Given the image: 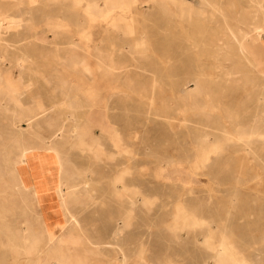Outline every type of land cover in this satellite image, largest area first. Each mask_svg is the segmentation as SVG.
<instances>
[{
	"label": "rangeland",
	"instance_id": "374dc122",
	"mask_svg": "<svg viewBox=\"0 0 264 264\" xmlns=\"http://www.w3.org/2000/svg\"><path fill=\"white\" fill-rule=\"evenodd\" d=\"M145 1L0 0L3 37L39 47L43 73L66 83L34 75L29 90L0 53L1 83L18 86L0 87V264H264L263 20L217 60L193 24L207 6L188 21L193 0ZM239 1L218 0L226 13ZM71 39L89 51H72L75 72L51 45ZM60 87L82 122L47 103ZM22 155L40 176L25 177Z\"/></svg>",
	"mask_w": 264,
	"mask_h": 264
},
{
	"label": "bare ground",
	"instance_id": "6f19581e",
	"mask_svg": "<svg viewBox=\"0 0 264 264\" xmlns=\"http://www.w3.org/2000/svg\"><path fill=\"white\" fill-rule=\"evenodd\" d=\"M125 1L127 3L129 2L128 5H127V8H126L127 11H130V7H131V4H132L133 1L134 2H137L140 5H143V4H147L148 3V1H145V0H131V1L130 0H125ZM181 1L184 2V1H187V0H181ZM88 2H89V5H91L92 2H93V0H88ZM231 2L228 3L229 4L228 7H227L228 13H226V10L223 8V6L220 5V3L218 2V0H193V3L191 2L192 5L189 8V15H188V19L187 20L188 21H191L193 19V17H194V12H196V11L204 12L205 7L207 6V9H208L207 11H209L208 13L211 14V16H209V17L204 16L203 19H202L203 22H201L199 24L196 23L193 20V24H195L196 28L198 26L200 29L203 30V32H201L202 33L201 36H202V40H203L202 43H201V50L204 51L205 53L211 52V53L215 54L214 55V58H216L217 60H220V58H221L224 61H227L228 59H230V57H231L232 54L234 55V52H236V49L237 50L240 49L238 47L236 48L235 46H232V44L233 43H236V45H238L237 43L240 42L239 40L241 38H246L247 39L249 37V35H251V33L255 30L254 27H255V24L257 23L256 18H258L260 16L262 18L263 24H264V0H240L237 5L235 3H231ZM6 5H8V4H6ZM6 5H4V4H2L0 2V10H1V6L2 7H5ZM180 5H181V3H180ZM14 6H16V5H14ZM11 8H13V7H11ZM89 8H90V6H89ZM182 9H185V8H182ZM127 13H124V15L127 14ZM10 19H11V16L8 14V12L1 13V11H0V53L2 54L1 55L2 56V58H1L2 64L8 63L10 65V67H11L12 70H18L19 73L23 75V77L22 76H19L18 78L21 79L20 81H22L23 84L28 89L31 86H36V85H38L40 83L38 80H32V77L34 75L35 76L37 75L38 77H40V81H42V83L46 87H50L52 85V83H55V86H58V85L59 86H64L66 83L64 85L58 84L56 81L50 80L48 77H46V75L42 71V67L39 64L38 59H36L34 57L32 58L31 54L36 55V53L38 52V48L39 47H37L36 45H33V46H27L26 44L20 45V43H22V42H19L18 41V38H14L12 40H7V39H5L3 37L4 36L3 35V28L5 26L6 21H8ZM181 19H183L182 16H181ZM185 20H186V18H185ZM230 21L233 23V26L229 25L230 24L229 23ZM259 21H261V20H259ZM211 22L212 23L214 22L213 24H214L215 28L214 29H210V31L209 30H206L205 29V25H210ZM115 29H116V27H115ZM36 41H37V43H41L42 45H45V47H44L45 49L47 48L46 46L49 45V43H45L44 38H41L40 40H36ZM187 41L189 42V40H187ZM51 45L54 46L52 48L54 50V53H55L54 54L55 55L54 58L57 60V63H62V65H66L67 66V69H70L73 72H75L76 69L78 68L77 67L78 64L75 63V60H78L80 58L78 56H76V55H73L72 54V51L73 50L74 51H78L80 49L81 51L89 52L88 49H86V48L78 47L77 44H76V42L74 40H72V39H71V41L66 42V43L58 42V43H51ZM31 48H32V52H31ZM82 57L85 58V59L83 61V64L81 65V72L82 73L84 72V73H86L89 76L94 75L93 72H94V69H95V65L96 64L94 65L92 56H89V58H86L84 56H82ZM244 59L246 60L247 65H251V63L249 62V60L247 58L244 57ZM246 62L244 61L243 63H246ZM238 63L240 64L241 62H237V65H239ZM243 63H242V65H243ZM110 67H111L110 69L113 70V71L120 70V69H124V66L123 65L115 64V63H111L110 64ZM250 67L252 68V66H250ZM96 70H97V68H96ZM125 71H127V70H125ZM45 73H46V71H45ZM114 74H115V72H114ZM70 78H71V76H70ZM14 80L15 79H13V78L8 79V78L4 77V78H2V82L3 83H1V78H0V87L2 85H4L3 87H6L7 89H9L12 92H16L17 91L16 89L18 88V86H16V84L13 82ZM93 80H95L94 79V76H93ZM226 80H227V78H226ZM70 82L73 83L72 81H70ZM71 83H69L70 84V87L72 86ZM60 88L63 90V93H61L60 95L53 94V95L49 96V98H45L46 101H47V103H50L52 105V107H55V108H57L59 110H61V109L63 110V109H67V108H72L73 107L74 113H76L77 120L79 122H82L84 119H86L85 118L86 117V112L83 113V111H82V109H83V103H82L81 99H78V97H73L72 94H71V92L69 91L70 89H65V88H62V87H60ZM30 96H31V94H30ZM29 98H31V97H29ZM31 100H32V98H31ZM36 100L33 99L32 102H34ZM38 100H41L42 102H44L43 99H40L39 98ZM79 110H81L82 112H80ZM55 149H57V148H55ZM29 150H30V148H29ZM65 154H67V153H65ZM38 155H39V153H38ZM19 158H20V160H19L20 163H22V164L24 163L25 165H27V166H25L26 167L25 168V174H26L25 177L26 178H30L31 177V178L34 179V178H37L38 176H40V174L42 173V171L40 170L41 168L39 169V166H37V162L36 161H31V162H29L30 160L29 161H26V159H24V155L20 156ZM58 158L59 157H57V159ZM28 163H29V165L33 166L32 170H30V167H29ZM55 171H57V170H55ZM58 172H59V170H58ZM49 176H50V174H49ZM60 176L62 177V175H60ZM60 184H61V182H60ZM8 185H9L8 188L11 190L12 195H17L18 194L17 196H19V192L20 193L22 192V190L20 191V189H22V188H24L26 186V182L23 181V180L22 181H18L17 179L16 180L15 179L14 180L11 179V180H9V184ZM56 185H54V186H56ZM8 188H7V190H8ZM22 193H21L22 199H24L22 201H26L27 196H25ZM8 218H9V216H8Z\"/></svg>",
	"mask_w": 264,
	"mask_h": 264
},
{
	"label": "crops",
	"instance_id": "0c3cea01",
	"mask_svg": "<svg viewBox=\"0 0 264 264\" xmlns=\"http://www.w3.org/2000/svg\"><path fill=\"white\" fill-rule=\"evenodd\" d=\"M262 41H263V43H264V35H263Z\"/></svg>",
	"mask_w": 264,
	"mask_h": 264
}]
</instances>
